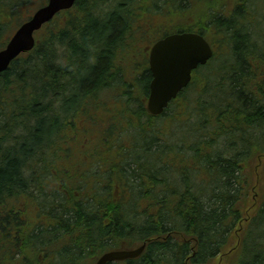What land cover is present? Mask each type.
<instances>
[{"label":"trees","instance_id":"16d2710c","mask_svg":"<svg viewBox=\"0 0 264 264\" xmlns=\"http://www.w3.org/2000/svg\"><path fill=\"white\" fill-rule=\"evenodd\" d=\"M45 1L0 0V50ZM172 32L215 55L154 116L149 49ZM145 243L108 264H264V0H77L0 74V264Z\"/></svg>","mask_w":264,"mask_h":264},{"label":"water","instance_id":"95a60500","mask_svg":"<svg viewBox=\"0 0 264 264\" xmlns=\"http://www.w3.org/2000/svg\"><path fill=\"white\" fill-rule=\"evenodd\" d=\"M77 0H48L34 15L24 22L0 51V74L7 71L21 53L29 52L36 45L35 34L51 22L61 11L71 9ZM214 56V50L204 36L195 32L173 33L158 40L150 51L152 81L148 110L160 115L170 102L185 89L192 74ZM146 243L130 250H113L102 255L95 264L135 259L141 256Z\"/></svg>","mask_w":264,"mask_h":264},{"label":"rangeland","instance_id":"374dc122","mask_svg":"<svg viewBox=\"0 0 264 264\" xmlns=\"http://www.w3.org/2000/svg\"><path fill=\"white\" fill-rule=\"evenodd\" d=\"M34 2V1H33ZM46 2V1H45ZM39 3H41V1H38V2H36L35 3V5H37V4H39ZM31 15V13L30 14H28V16H30ZM151 18H153V16L151 17ZM165 19V18H164ZM13 25H14V27L11 29V31L7 34V36H10V34H13L14 33V28H15V26H16V21H14L13 22ZM171 25H173L172 23H171ZM160 34V31H157L156 33H155V36H157V35H159ZM122 106H119L118 108H121ZM83 124L85 125V126H87V127H89V129H90V134H89V136L91 137V135L94 137V136H96L97 135V133H99L100 131H101V128L103 127V125L100 127H96V126H94V125H92L91 123H90V121L89 120H85V121H83ZM113 134H111L110 136H109V143H114L115 141H116V133H115V131H111ZM100 134H101V132L99 133V135L98 136H100ZM91 139H92V137H91ZM92 142H93V139L91 140ZM127 142V141H126ZM91 160H92V158H90V159H88V162L90 163L91 162ZM89 163H87V164H89Z\"/></svg>","mask_w":264,"mask_h":264},{"label":"flooded vegetation","instance_id":"af4514ba","mask_svg":"<svg viewBox=\"0 0 264 264\" xmlns=\"http://www.w3.org/2000/svg\"><path fill=\"white\" fill-rule=\"evenodd\" d=\"M148 56H149V54H148ZM148 61H149V57H148Z\"/></svg>","mask_w":264,"mask_h":264}]
</instances>
